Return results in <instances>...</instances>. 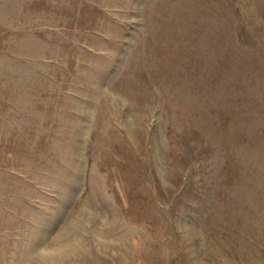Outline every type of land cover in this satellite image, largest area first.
Here are the masks:
<instances>
[{
    "label": "rangeland",
    "instance_id": "374dc122",
    "mask_svg": "<svg viewBox=\"0 0 264 264\" xmlns=\"http://www.w3.org/2000/svg\"><path fill=\"white\" fill-rule=\"evenodd\" d=\"M0 264H264V0H0Z\"/></svg>",
    "mask_w": 264,
    "mask_h": 264
}]
</instances>
